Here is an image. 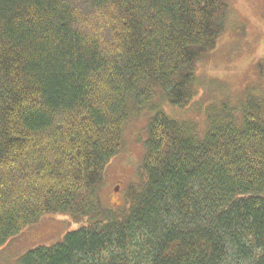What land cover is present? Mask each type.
I'll return each instance as SVG.
<instances>
[{
  "label": "trees",
  "instance_id": "1",
  "mask_svg": "<svg viewBox=\"0 0 264 264\" xmlns=\"http://www.w3.org/2000/svg\"><path fill=\"white\" fill-rule=\"evenodd\" d=\"M225 0H0V247L49 215L86 225L18 264H264V101L154 111L144 181L99 198L126 123L177 108L224 31ZM259 69L264 63H259Z\"/></svg>",
  "mask_w": 264,
  "mask_h": 264
},
{
  "label": "rangeland",
  "instance_id": "2",
  "mask_svg": "<svg viewBox=\"0 0 264 264\" xmlns=\"http://www.w3.org/2000/svg\"><path fill=\"white\" fill-rule=\"evenodd\" d=\"M224 31L215 48L196 65L192 101L185 108L171 106L161 91L128 120L120 151L106 165L99 198L107 209L124 205L130 185L144 181L141 163L146 127L154 111L193 124L204 131L207 110L214 105L242 102L248 94L264 101V0H225ZM59 214L42 217L0 247V264H18L28 251L59 243L64 235L86 225Z\"/></svg>",
  "mask_w": 264,
  "mask_h": 264
}]
</instances>
